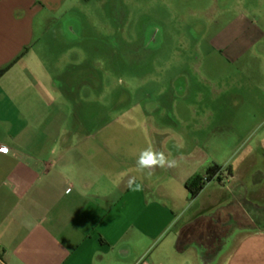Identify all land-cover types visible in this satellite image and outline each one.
Wrapping results in <instances>:
<instances>
[{"label":"rangeland","instance_id":"rangeland-1","mask_svg":"<svg viewBox=\"0 0 264 264\" xmlns=\"http://www.w3.org/2000/svg\"><path fill=\"white\" fill-rule=\"evenodd\" d=\"M238 9L236 0H83L37 26L33 67L61 115L51 123L66 133L70 177L160 178L185 196L174 178L221 166L222 181L206 185L185 219L208 208L205 230L227 234L242 222L221 264H264V213L238 208L239 181L228 172L256 178L244 185L264 207V58L222 52L229 24V41L238 40ZM150 146L177 165L139 170Z\"/></svg>","mask_w":264,"mask_h":264},{"label":"crops","instance_id":"crops-1","mask_svg":"<svg viewBox=\"0 0 264 264\" xmlns=\"http://www.w3.org/2000/svg\"><path fill=\"white\" fill-rule=\"evenodd\" d=\"M81 1L0 0V69L11 66L0 77V148H8L0 152V264H195L194 250L201 264H221L229 249L227 236L214 227L205 230L208 208L185 219L193 200L186 189L190 177L172 180L184 187V196L177 188H163L160 178H134L129 187L131 178L68 175L61 149L66 133L51 123L54 118L57 125L61 115L52 114L45 102L33 55L37 26ZM243 1L248 0H236L242 7L234 21L238 40L229 41V24L222 52L262 59L264 0L251 1L252 9ZM235 176L231 167L230 179L239 181L238 208L264 213L254 203L258 191L244 185L256 178Z\"/></svg>","mask_w":264,"mask_h":264},{"label":"clouds","instance_id":"clouds-1","mask_svg":"<svg viewBox=\"0 0 264 264\" xmlns=\"http://www.w3.org/2000/svg\"><path fill=\"white\" fill-rule=\"evenodd\" d=\"M7 148L0 149V152L7 153ZM177 165V161L174 158H171L170 155L165 154L163 151H158L153 147H148L139 152V155L136 160V166L139 170L144 171L148 170L149 173L151 170L159 168H171ZM135 184V179L131 178L129 180V187ZM139 185H136L138 190Z\"/></svg>","mask_w":264,"mask_h":264},{"label":"trees","instance_id":"trees-1","mask_svg":"<svg viewBox=\"0 0 264 264\" xmlns=\"http://www.w3.org/2000/svg\"><path fill=\"white\" fill-rule=\"evenodd\" d=\"M8 66L4 69H0V77H2L10 68ZM222 167L218 165L209 166L205 172L201 174L194 175L191 179L186 183V189L188 190L191 199H195L198 197L200 192L204 189V187L212 182L213 180L221 181L219 175L221 174ZM229 174L231 175V169H228ZM203 178H207L206 181Z\"/></svg>","mask_w":264,"mask_h":264},{"label":"flooded vegetation","instance_id":"flooded-vegetation-1","mask_svg":"<svg viewBox=\"0 0 264 264\" xmlns=\"http://www.w3.org/2000/svg\"><path fill=\"white\" fill-rule=\"evenodd\" d=\"M151 39H152V42H155L156 37L153 36ZM236 218L239 221H241V216L240 215H236ZM228 227L231 228V231L228 234L226 233V236H227L226 239H227V241L228 240H231L237 233H239L241 231H244V229H245V226L242 224V222L236 223L234 225H232V224L231 225H227L226 228H228ZM203 263L210 264L209 262H205V261H203Z\"/></svg>","mask_w":264,"mask_h":264},{"label":"built area","instance_id":"built-area-1","mask_svg":"<svg viewBox=\"0 0 264 264\" xmlns=\"http://www.w3.org/2000/svg\"><path fill=\"white\" fill-rule=\"evenodd\" d=\"M2 148H6V147H1L0 149H2ZM8 149V148H7ZM8 152V151H7ZM203 180L204 181H206L207 180V178H203Z\"/></svg>","mask_w":264,"mask_h":264}]
</instances>
